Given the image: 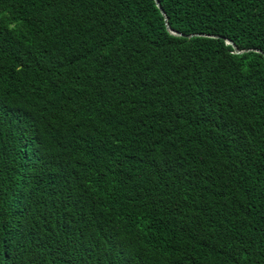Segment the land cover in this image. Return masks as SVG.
<instances>
[{"label": "trees", "instance_id": "obj_1", "mask_svg": "<svg viewBox=\"0 0 264 264\" xmlns=\"http://www.w3.org/2000/svg\"><path fill=\"white\" fill-rule=\"evenodd\" d=\"M156 1L0 0V264H264V0Z\"/></svg>", "mask_w": 264, "mask_h": 264}, {"label": "water", "instance_id": "obj_2", "mask_svg": "<svg viewBox=\"0 0 264 264\" xmlns=\"http://www.w3.org/2000/svg\"><path fill=\"white\" fill-rule=\"evenodd\" d=\"M155 3L158 5V2H157L156 0H155ZM162 15H163V13H162ZM166 27H167V30H168L172 35L180 36L179 34L173 32L168 26H166ZM226 43H227V44H230V45L233 46V44H232L230 41H228V40H226ZM233 48H234L236 54H241V53H243V52H247V51H249V50H247V51H238L234 46H233ZM254 51H255V52H259V51H257V50H254ZM259 53H260V52H259ZM263 56H264V55H263Z\"/></svg>", "mask_w": 264, "mask_h": 264}]
</instances>
